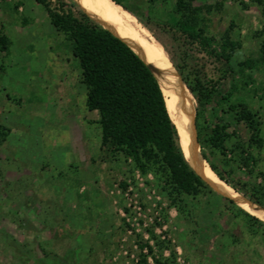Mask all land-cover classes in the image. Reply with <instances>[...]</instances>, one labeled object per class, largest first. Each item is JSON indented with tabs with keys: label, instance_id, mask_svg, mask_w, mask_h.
I'll use <instances>...</instances> for the list:
<instances>
[{
	"label": "rangeland",
	"instance_id": "rangeland-1",
	"mask_svg": "<svg viewBox=\"0 0 264 264\" xmlns=\"http://www.w3.org/2000/svg\"><path fill=\"white\" fill-rule=\"evenodd\" d=\"M123 1L133 13L112 0H94L95 11L110 14L170 67L194 120L197 102L176 66L210 92L204 119L228 123L229 147L252 135L223 112L221 95L232 91L233 101L260 111L264 138V66L240 73L264 41V0L189 3L188 15H200L212 35L228 31L241 43L229 62L177 27L176 0ZM0 30L11 40L0 51V125L9 130L0 137V264H259L230 238L212 240L210 220L182 216L152 176L104 158L100 116L87 108L78 60L35 0H0ZM245 81L248 88L234 91ZM261 159L264 169V150ZM236 175L248 179L245 170Z\"/></svg>",
	"mask_w": 264,
	"mask_h": 264
},
{
	"label": "trees",
	"instance_id": "trees-1",
	"mask_svg": "<svg viewBox=\"0 0 264 264\" xmlns=\"http://www.w3.org/2000/svg\"><path fill=\"white\" fill-rule=\"evenodd\" d=\"M112 1L133 13L123 0ZM191 1L176 0L177 27L194 40L213 47L216 56L229 62L241 43L228 31L220 37L212 35L205 20L195 11L189 16ZM232 1L245 5L244 0ZM35 2L47 14L56 32L69 42L78 60L81 79L87 88V108L100 116V150L104 158L115 164H129L131 170L133 167L144 177L152 176L154 186L166 194L182 216L195 222L199 218L211 221L212 240L223 241L228 237L247 260L264 264V222L218 193L191 165L166 97L149 65L125 41L86 13L76 0ZM10 46L9 36L0 30V51L8 52ZM259 66H264V41L258 58L240 63V73ZM176 69L197 102V141L204 160L218 179L264 209V169L260 167L264 138L260 111L254 110L245 99L233 101V91L221 95V101L228 106L223 112L252 131L247 142L239 138L229 147L228 141L233 135L228 123L221 121L212 125L204 119L210 92L200 80L191 82L180 66ZM249 81L240 87L233 85L234 91L245 90L250 86ZM8 133L0 125V137ZM238 170H245L248 179L238 178ZM121 187L127 189L128 185L123 181ZM206 198L216 200L205 201Z\"/></svg>",
	"mask_w": 264,
	"mask_h": 264
},
{
	"label": "bare ground",
	"instance_id": "bare-ground-1",
	"mask_svg": "<svg viewBox=\"0 0 264 264\" xmlns=\"http://www.w3.org/2000/svg\"><path fill=\"white\" fill-rule=\"evenodd\" d=\"M76 2L80 4L86 13L92 15L104 27L109 29L116 36L131 46L154 72L166 97L170 113L174 115L176 121L181 125L183 130L182 137L187 151V156L197 173L218 193L233 199L245 210L264 220V209L238 195L226 183L218 179L208 166L207 162L204 160L197 141L193 110L188 105L185 96L181 94L183 91L178 88L179 85L177 86V79L172 76L169 70L170 67L168 68L160 63L152 51L146 47L141 40L133 37L127 30L118 25L110 14L97 13L95 11L94 0H76Z\"/></svg>",
	"mask_w": 264,
	"mask_h": 264
},
{
	"label": "water",
	"instance_id": "water-1",
	"mask_svg": "<svg viewBox=\"0 0 264 264\" xmlns=\"http://www.w3.org/2000/svg\"><path fill=\"white\" fill-rule=\"evenodd\" d=\"M195 127H196V109H195ZM197 132V130H196ZM198 140V139H197ZM199 143V142H198Z\"/></svg>",
	"mask_w": 264,
	"mask_h": 264
}]
</instances>
